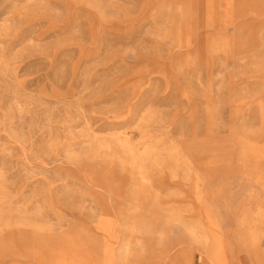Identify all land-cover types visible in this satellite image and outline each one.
Segmentation results:
<instances>
[{"label": "rangeland", "instance_id": "rangeland-1", "mask_svg": "<svg viewBox=\"0 0 264 264\" xmlns=\"http://www.w3.org/2000/svg\"><path fill=\"white\" fill-rule=\"evenodd\" d=\"M264 264V0H0V264Z\"/></svg>", "mask_w": 264, "mask_h": 264}, {"label": "bare ground", "instance_id": "bare-ground-1", "mask_svg": "<svg viewBox=\"0 0 264 264\" xmlns=\"http://www.w3.org/2000/svg\"><path fill=\"white\" fill-rule=\"evenodd\" d=\"M181 260H182V264H185V263H186V262H185V259L182 258ZM215 261H216V260H215ZM215 261H214L213 259H211V260L208 259V260H207V259H203V258H202L200 264H218V262H217V261L215 262ZM237 264H238V263H237Z\"/></svg>", "mask_w": 264, "mask_h": 264}, {"label": "crops", "instance_id": "crops-1", "mask_svg": "<svg viewBox=\"0 0 264 264\" xmlns=\"http://www.w3.org/2000/svg\"><path fill=\"white\" fill-rule=\"evenodd\" d=\"M213 260H214V261L216 260V261L218 262V264H226L225 262H222V263H221V262H219L217 259H214V258H213ZM216 261H215V262H216Z\"/></svg>", "mask_w": 264, "mask_h": 264}]
</instances>
